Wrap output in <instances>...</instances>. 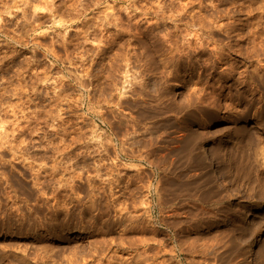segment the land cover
Listing matches in <instances>:
<instances>
[{"label": "rangeland", "instance_id": "1", "mask_svg": "<svg viewBox=\"0 0 264 264\" xmlns=\"http://www.w3.org/2000/svg\"><path fill=\"white\" fill-rule=\"evenodd\" d=\"M0 264H264V0H0Z\"/></svg>", "mask_w": 264, "mask_h": 264}, {"label": "bare ground", "instance_id": "2", "mask_svg": "<svg viewBox=\"0 0 264 264\" xmlns=\"http://www.w3.org/2000/svg\"><path fill=\"white\" fill-rule=\"evenodd\" d=\"M49 12H50V9L48 10ZM51 11H53V9L51 10ZM199 121V120H198ZM198 121L197 120H194L193 122L194 123H198ZM192 122V123H193ZM200 124V123H199ZM212 124V122H210V121H208V120H203L202 122H201V125L202 126H210ZM205 147H206V143L204 142V143H202V145H201V151H203L204 149H205ZM248 257H252L251 256V253H250V250H248ZM252 259V261H253V258H251Z\"/></svg>", "mask_w": 264, "mask_h": 264}]
</instances>
